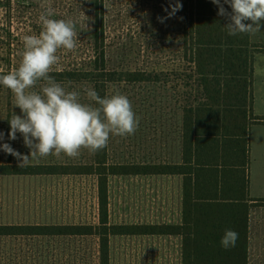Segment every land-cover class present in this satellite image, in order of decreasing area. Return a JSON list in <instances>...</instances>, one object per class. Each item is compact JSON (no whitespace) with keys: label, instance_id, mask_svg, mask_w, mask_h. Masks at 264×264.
Instances as JSON below:
<instances>
[{"label":"rangeland","instance_id":"374dc122","mask_svg":"<svg viewBox=\"0 0 264 264\" xmlns=\"http://www.w3.org/2000/svg\"><path fill=\"white\" fill-rule=\"evenodd\" d=\"M95 1L0 0V71L8 72L19 66L24 50L23 37L42 31L39 15L48 7L54 11L52 18L72 20L77 32V47L72 51L58 50L60 59L53 69L90 68L93 33L103 26L106 30L104 63L112 70L124 71L122 79H127V72L134 70L165 71L169 75L167 82L115 81L108 84L107 95L116 91L126 95L141 119L134 135L127 138L110 135L107 161L124 166H164L178 158L183 109L192 97L187 81L193 71L179 60L183 49L181 9L169 16L180 0H103L107 8L103 6L101 21H97L94 14ZM158 18H164L163 22ZM250 38L256 41V36ZM260 42L264 43V39L260 38ZM58 82L69 91H80L82 102H89L84 89L92 87L87 81ZM13 100L12 92L0 85V132L4 133L0 145L8 143L21 154H29L22 134L18 132L16 140L8 135L10 117L14 112L22 114L14 107ZM9 161L19 164L16 157L0 149V165ZM32 164L53 165L61 173L0 174V225H77L89 226L92 231L83 235H0V264H101L106 239L109 264H152L146 262V248L140 240L135 243L138 247L135 256L134 249L130 251L131 241L102 234L103 228L96 230L101 220L99 175L96 173L99 166L95 154L82 149L78 158L50 155ZM111 175L117 178L108 181L109 192L118 194L130 190V184L121 180L126 176ZM133 200L130 195L126 208ZM121 220V213L112 210L111 221ZM150 220L148 215L138 217V222ZM143 240L148 242L146 237Z\"/></svg>","mask_w":264,"mask_h":264},{"label":"trees","instance_id":"16d2710c","mask_svg":"<svg viewBox=\"0 0 264 264\" xmlns=\"http://www.w3.org/2000/svg\"><path fill=\"white\" fill-rule=\"evenodd\" d=\"M223 3V0H221ZM181 35L183 49L179 60L185 62L193 73L188 75L187 85L190 87V101L183 112V159L184 164L177 166H124L107 161V147L95 153L99 175L98 202L100 224L96 230L103 228L102 234H140L165 231L154 225L141 227L118 226L108 224V176L111 174H149L174 173L185 174L184 192L190 194V177L188 173L199 166H227V163L237 162L235 154L243 161L247 158L248 131L252 124L264 123V117L253 114V71L254 56L264 53V43H252L247 34L228 35L224 25L226 17L218 15V6L211 0H180ZM103 0L95 1L94 14L97 21L104 11ZM231 12V8L225 4ZM103 26L97 27L93 33V45L90 52L92 65L85 70L53 69L50 72L58 81H87L97 93L107 95L108 84L115 81L132 82H167L169 76L165 71L146 72L134 70L127 72V79H122L124 71H115L104 63ZM102 61V62H101ZM68 68V67H67ZM9 72V71H8ZM0 71V74H7ZM196 76V77H195ZM93 173L92 171H87ZM61 173L53 165L31 164L19 167L9 161L0 165L2 175H50ZM210 200H214L213 198ZM212 202V203H211ZM213 213L200 214L181 227L184 235L182 264H247V216L242 219L237 209L235 216L225 217L224 204L208 201L200 206ZM197 210V209H196ZM186 224H190L189 226ZM222 228L224 231H218ZM226 229H232L239 234L235 247L225 250L221 238ZM89 226L74 225H0V235H61L88 234ZM140 231V232H138ZM214 243L215 245H210ZM102 248L103 260L108 262V239Z\"/></svg>","mask_w":264,"mask_h":264},{"label":"clouds","instance_id":"9594fccd","mask_svg":"<svg viewBox=\"0 0 264 264\" xmlns=\"http://www.w3.org/2000/svg\"><path fill=\"white\" fill-rule=\"evenodd\" d=\"M211 2L218 6V15L227 18L224 27L230 36L254 37L264 28V0ZM181 8L182 4L177 3L169 16ZM53 16L51 7L40 13L42 31L23 37L19 66L0 74V85L12 92L14 107L22 113L14 112L10 117L9 138L16 140L17 133L22 134L24 146L30 153L21 154L8 143L0 145V149L16 157L21 168L30 166L33 161L39 163L50 155L78 158L82 149L95 154L108 146L110 135L127 138L135 134L140 124L141 118L135 114L130 99L119 91L101 97L93 88H85L89 101L85 103L80 91H69L50 75L60 59L58 50L72 51L77 47L75 23ZM158 19L163 22L164 18ZM3 137L4 133L0 132V140ZM238 238L236 231L226 229L220 244L228 250L236 246Z\"/></svg>","mask_w":264,"mask_h":264},{"label":"crops","instance_id":"0c3cea01","mask_svg":"<svg viewBox=\"0 0 264 264\" xmlns=\"http://www.w3.org/2000/svg\"><path fill=\"white\" fill-rule=\"evenodd\" d=\"M258 35H264V28L256 35V41L255 39V42L251 41L252 43H261L260 38L264 39ZM252 109L255 116L264 117V53H257L254 56ZM181 130L178 158L166 162V165L178 167L185 163L182 151L183 128ZM247 139L248 151L245 161L233 154L237 162L233 161L231 164L229 162L225 167L199 166L195 171L192 168L187 176L190 178L186 181L190 183L189 195L184 192L185 174L178 171L120 174L126 176L121 180L128 182L131 188L115 194L109 192L108 187L110 225L134 227L154 225L166 230L152 234H112V238L123 237L131 241L130 251L134 249L135 256L138 251L135 243L140 240V244L146 248L147 263L182 264L184 235L180 229L185 225V218L186 223H189L190 217L194 219L196 215L200 217V214L208 216L207 214L213 212L196 206L216 201L227 206L221 213L227 218L235 216L237 209H240L239 216L242 219L244 215L247 216V264H264V123L252 124ZM112 176L115 175L108 176L109 182L117 178ZM130 195H133L134 200L126 208V200ZM212 198L214 200H210ZM91 209L94 219L96 218L94 200ZM115 209L122 215V220L118 223L111 221L112 210L114 212ZM146 215L150 217V221L138 222V217ZM218 231L224 230L219 228ZM144 237L148 242L143 240Z\"/></svg>","mask_w":264,"mask_h":264}]
</instances>
